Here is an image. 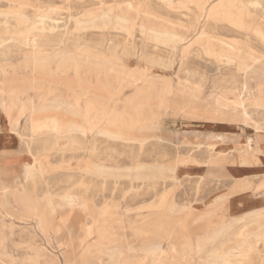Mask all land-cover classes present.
<instances>
[{"label": "rangeland", "instance_id": "rangeland-1", "mask_svg": "<svg viewBox=\"0 0 264 264\" xmlns=\"http://www.w3.org/2000/svg\"><path fill=\"white\" fill-rule=\"evenodd\" d=\"M195 1L0 0V133L11 135L9 145L25 157H17L26 162L24 171L18 165V185L67 220L49 240L25 223L13 225L1 253L21 257L27 252L21 241H30L53 249L63 264L64 246L56 241L68 238L74 250L96 254L92 264H264V147L258 142L264 128L255 130L264 126V42L209 16L219 0L202 8ZM233 3V11L250 13L246 21L264 25V0ZM150 30L168 34L156 39ZM245 64L251 66L241 69ZM165 89L169 107L158 126L150 118ZM88 98L94 100L86 118L105 116L102 127L108 117H120L127 121L120 130L149 141L69 130L87 124L70 110L85 112ZM50 99L59 103L57 113L46 106ZM241 99L249 124L237 106ZM53 114L57 123L48 120ZM201 127L223 129L213 149L198 146ZM234 137L240 141L227 145ZM242 165L245 176L237 174ZM218 168L234 174L219 177ZM245 190L252 205H227Z\"/></svg>", "mask_w": 264, "mask_h": 264}, {"label": "bare ground", "instance_id": "bare-ground-1", "mask_svg": "<svg viewBox=\"0 0 264 264\" xmlns=\"http://www.w3.org/2000/svg\"><path fill=\"white\" fill-rule=\"evenodd\" d=\"M120 1V0H119ZM209 0H196L195 1V4L196 6H200L201 8L204 7V4H206ZM47 3V2H46ZM211 3V2H210ZM239 3L241 4V2L239 1ZM244 3V2H243ZM253 3H256V1H253ZM94 4V3H93ZM236 4V3H235ZM233 3V0H219L217 3H213V5L211 4V7L209 8L208 10V15L211 16L212 18H215V17H218L222 20H226L228 21L229 23L235 25V26H238L240 27L241 29H243L244 31H246L247 33L250 32L252 33L254 36L258 37L260 40H262L264 42V30H263V27L264 26L263 24H258L256 23H253L251 21H246L244 19V16H248V14L250 13H247L244 11V9H240V8H237V10L233 11V8L235 7V5ZM159 5V4H158ZM247 5V4H245ZM257 5V4H256ZM254 5V6H256ZM92 6V5H91ZM162 6V5H161ZM210 6V5H209ZM238 6V5H237ZM258 6V5H257ZM244 8V7H243ZM195 11V10H194ZM203 11V10H202ZM39 14V13H38ZM202 14V13H201ZM76 15V14H75ZM39 17L42 21V15L39 14ZM53 20V19H52ZM54 22V21H53ZM120 22H123V20H121V18L119 17L117 19V23L120 24ZM197 22V21H196ZM263 22V21H262ZM69 23V22H68ZM210 23V22H209ZM27 29H30L32 23L30 21H27ZM20 27V26H19ZM36 28V27H35ZM53 28V27H52ZM189 29V28H188ZM210 31V30H209ZM98 33V32H97ZM131 33V32H130ZM150 33L152 36H154L156 39H159L160 36L162 34H168V33H163V32H160V31H155V30H150ZM246 33V34H247ZM135 34V33H134ZM6 35V34H5ZM19 35V34H18ZM29 35V33H28ZM27 35V37H28ZM101 36V35H100ZM37 37V36H35ZM202 37V36H201ZM206 37V36H205ZM251 37V36H250ZM26 38V37H25ZM29 38V37H28ZM72 38V37H71ZM127 38V37H126ZM27 40V39H26ZM25 40V41H26ZM32 40H34L32 38ZM36 44V43H35ZM155 44V43H154ZM30 45V44H29ZM34 45V44H32ZM40 45V44H39ZM52 45V44H51ZM27 46V45H26ZM35 46V45H34ZM49 47V45H48ZM52 47V46H51ZM205 48V47H204ZM154 49V48H153ZM203 49V48H202ZM113 50V49H112ZM208 53L211 54V55H221L222 52H218L216 50H212V49H207ZM234 53V52H233ZM208 54V55H209ZM236 54V53H235ZM254 56V55H253ZM32 58V57H31ZM44 58V57H42ZM231 58V57H230ZM233 58V57H232ZM253 60L255 61H258L259 58L258 57H252ZM226 60V58H225ZM154 61V60H153ZM168 61V60H167ZM228 61V60H227ZM217 62V61H216ZM264 62V61H262ZM261 62V63H262ZM23 64V63H22ZM62 63H58V66H61ZM260 65V64H259ZM251 64H245V65H242L240 66L241 69H245V68H248L250 67ZM4 69V68H2ZM13 69V68H12ZM6 70V69H5ZM251 70V69H250ZM108 72V71H107ZM251 72V71H250ZM8 74V73H7ZM96 76V75H95ZM222 77V76H221ZM232 77V76H231ZM111 79V78H110ZM102 80V79H101ZM22 81V80H21ZM24 81V80H23ZM23 81H22V84H23ZM32 81V80H31ZM25 82V81H24ZM244 83V84H243ZM243 84V87L245 89V91L248 93L249 90L248 89H252L250 86H249V82L246 81V82H242ZM242 86V85H241ZM69 87V86H68ZM103 87V86H102ZM79 89V88H78ZM77 89V90H78ZM88 89V88H87ZM185 89V88H184ZM181 90V89H180ZM80 91V90H79ZM83 91V90H82ZM175 92V91H174ZM184 92V91H183ZM86 93V92H85ZM90 93V92H89ZM170 94V91L165 89L161 94H159L156 98V102L154 103V106L156 107L157 109V112L156 114H154L153 116H151L150 120H157L158 122V126H159V120L162 119V110L163 109H167L169 106H168V101H169V98H168V95L167 94ZM194 93V92H193ZM106 94V93H105ZM186 94V93H185ZM196 94V93H195ZM10 95V94H9ZM100 95V94H99ZM174 95V94H173ZM184 95V94H183ZM194 95V94H193ZM192 95V96H193ZM98 96V95H97ZM155 96V97H156ZM189 96V94H188ZM249 96V95H248ZM176 97V96H175ZM180 97V95H179ZM182 97V96H181ZM195 97V96H194ZM28 98V97H27ZM102 98V97H101ZM239 98V97H238ZM184 99V98H183ZM193 99V98H192ZM93 98H88L87 99V102H86V108L87 110L84 111H80V109L76 108V109H73V110H70V112H74L76 113L78 116H81L83 117L84 119L86 118V114L88 113V111L90 110V104L93 103ZM189 100V99H188ZM187 100V101H188ZM238 100V99H237ZM172 101V100H171ZM149 102V101H148ZM147 102V103H148ZM177 102V101H176ZM229 102V101H228ZM152 103V104H153ZM1 104V103H0ZM30 104V103H29ZM181 104V102H180ZM227 104V103H226ZM31 105V104H30ZM40 105V104H39ZM143 103H139L137 104L138 106V109H140L142 107ZM147 105V104H146ZM150 105V104H149ZM198 105V104H196ZM205 105V104H204ZM222 107H225V103L224 104H218ZM229 105V103H228ZM6 108L8 109L9 112H11V110H13V107H14V102H7V105H5ZM46 106H48L49 108L53 109L55 113H57L58 111V106H59V103L54 100V99H50L48 100ZM237 106L241 109V115L243 116V122L245 124H249V120H250V111H248V109H246L245 107V104L243 102V100H239V102L237 103ZM153 107V106H152ZM176 107V106H175ZM4 107V109H6ZM199 108V107H198ZM209 108V107H208ZM215 108V107H214ZM20 109V108H19ZM32 109V108H31ZM179 109V108H178ZM235 109V108H234ZM37 110V109H36ZM189 110V109H188ZM19 111V110H18ZM38 111V110H37ZM184 111V109H183ZM203 111V110H202ZM209 111V110H208ZM21 113H24L25 111H21ZM53 112V111H52ZM112 112V111H111ZM191 112V111H190ZM195 112V111H194ZM264 112V111H263ZM185 113V112H184ZM193 113V112H192ZM199 113V112H198ZM187 114V113H186ZM189 114V113H188ZM194 114V113H193ZM192 114V115H193ZM196 114V113H195ZM205 114V113H204ZM207 114V112H206ZM205 114V115H206ZM215 114V113H214ZM111 115V114H110ZM17 116V115H16ZM207 116V115H206ZM28 117V116H27ZM50 118L48 119L49 122L51 123H57L58 122V119H57V116L56 115H51L49 116ZM202 117V116H201ZM204 117V116H203ZM208 117V116H207ZM254 117V116H253ZM257 117V116H256ZM19 118V117H18ZM94 118V119H93ZM108 122L106 121V125L105 126H102V127H99L98 124L99 122H102V120L105 119V116H101L100 118L96 115L93 116L89 119V118H86V122L87 124H75V125H69L68 128L69 130L71 131H77V132H81L83 134H87V133H91L93 132L92 130H95L97 134H100V135H103L104 137L105 136H113L115 137L116 139H121V140H124L125 138H128V140L131 142H137V144H140V145H143L144 141L147 139L146 136H136V135H129L127 134L126 132H124L123 130H120V127L122 128L123 127V124L125 122H127L125 119H120V117H116V116H110L108 117ZM200 118V117H199ZM16 122V121H15ZM105 123V122H104ZM17 124V123H15ZM128 124L129 126L131 125V127L135 126V121L133 122H128L126 123ZM16 126V125H15ZM57 126V125H55ZM111 126H116L117 129L115 131H112L109 129V127ZM219 126V125H218ZM52 128V127H51ZM114 128V127H113ZM264 126H260V125H255V130H259V129H263ZM220 129V128H219ZM222 129V128H221ZM15 130V129H14ZM223 130V129H222ZM8 134L4 135V134H1L0 133V146L2 147H7L10 143V140L12 139V136H9L10 138L7 137ZM19 138V137H18ZM112 140L114 138H111ZM109 140V139H108ZM27 141V140H26ZM149 141V139L147 140V142ZM146 142V141H145ZM146 142V143H147ZM250 140H248V144H249ZM25 144V143H24ZM23 144V145H24ZM201 146L202 144L199 143L198 146ZM251 145V144H250ZM22 146V145H21ZM215 143L210 141L206 144V148L208 149H213L215 147ZM26 147V146H25ZM142 147V146H141ZM31 148V147H30ZM21 149V148H20ZM21 154V153H20ZM186 158V157H185ZM184 158V159H185ZM16 161L17 158L15 159ZM139 160V159H138ZM136 160V161H138ZM182 160V159H181ZM24 161V160H23ZM20 162L19 164L21 165ZM139 162V161H138ZM179 162V160H178ZM188 163V161H187ZM180 165V164H179ZM183 165V164H182ZM40 170L42 171L43 170V166L40 164ZM116 166V165H115ZM133 166V165H132ZM169 166V165H168ZM119 167V166H118ZM112 168V167H111ZM115 168V167H114ZM157 168V167H156ZM154 168V169H156ZM170 168V167H168ZM109 169V168H107ZM112 170V169H111ZM121 170V169H120ZM157 170V169H156ZM247 170V169H246ZM99 171V169H98ZM119 171V169H118ZM175 171V170H174ZM103 172V171H102ZM173 172V171H172ZM158 173V172H157ZM135 174V172H134ZM140 174V173H138ZM238 174V173H237ZM122 175V174H121ZM143 175V174H142ZM136 176V175H135ZM150 180V179H149ZM144 182V181H143ZM113 183V182H112ZM27 187V186H26ZM116 187V186H115ZM28 188V187H27ZM31 191V190H30ZM37 195V194H36ZM38 196V195H37ZM4 199V198H3ZM31 199H32V211H33V214L34 216L38 219V229L40 230V232L42 234H44V236H46L47 240L50 239V235L51 233H55L57 234L59 231H60V225H59V220L62 219V217L58 214H55V213H52V211L50 210L49 208V205L44 203L41 205L38 204L37 206L34 204V199H33V196H31ZM112 200V199H111ZM107 201V200H106ZM110 201V200H109ZM71 203V202H70ZM106 203V202H105ZM72 205V203L70 204ZM81 206V205H80ZM79 206V207H80ZM104 206V205H103ZM175 206V205H174ZM97 207V206H96ZM105 207V206H104ZM111 207V206H110ZM118 207V206H117ZM107 208V206L105 207ZM100 209V208H99ZM102 209V208H101ZM100 209V210H101ZM108 209V208H107ZM191 209V208H190ZM47 210L52 214L53 217H55V220H56V224H53L52 222L49 221L48 219V215H47ZM193 210V209H192ZM0 211H1V214H0V243H1V246L4 245V241H5V232L8 231L9 233H11V229H12V226L14 225L11 221H10V212L9 210L1 205L0 206ZM109 212V211H108ZM70 213V212H69ZM106 214V212H105ZM151 214V213H150ZM57 215V216H56ZM115 215V214H113ZM119 216V215H118ZM231 217V216H230ZM54 219V218H53ZM94 219V218H93ZM88 221V220H87ZM97 222V221H96ZM118 222V221H117ZM117 222H115L117 224ZM90 224V222H89ZM87 223V226L85 227V230H87V232L89 231L90 229V225ZM95 228V227H94ZM163 229V228H161ZM97 230V229H96ZM110 231V230H109ZM92 232V231H91ZM90 232V233H91ZM33 233V232H32ZM67 233H68V236H71L70 235V230L68 229L67 230ZM12 234V233H11ZM98 234V233H97ZM259 235V234H258ZM86 238L82 237V238H79L78 239V244L79 245H83V243L85 242ZM21 242H26L27 244V252L25 255L21 256V257H17L13 254H10V253H1L0 252V264H61V261H60V258H59V255L56 254V252L53 250V249H49L48 247H45V246H42V245H34L32 244L30 241H21ZM56 244L58 247H62L64 246L62 249V255H63V264H92L93 263V259L92 258H95L96 254H85V253H81V251L79 250H74L73 249V245H74V241L71 240V239H66V240H63V241H56ZM90 245V244H89ZM89 248V247H88ZM90 248H92L90 246ZM246 250V249H245ZM88 251V250H87ZM86 252V251H85ZM98 252V251H97ZM96 252V253H97ZM104 253V252H103ZM102 255V254H101ZM105 255V254H104ZM113 255V254H112ZM119 257V256H118ZM230 258V257H229ZM102 260V258H101ZM117 260V259H116ZM159 260V259H158ZM107 261V260H106ZM110 262V260H109ZM163 262V261H162ZM105 263V262H104ZM111 263V262H110Z\"/></svg>", "mask_w": 264, "mask_h": 264}, {"label": "crops", "instance_id": "crops-1", "mask_svg": "<svg viewBox=\"0 0 264 264\" xmlns=\"http://www.w3.org/2000/svg\"><path fill=\"white\" fill-rule=\"evenodd\" d=\"M161 118H163V115ZM202 128L204 127L197 128L201 130H197V133H195V135L198 136L200 139V142H198L197 144L201 143L202 146L204 145L206 147V144L212 141L216 145V141H219L221 138H223L222 133L216 134L217 132H219L220 129L207 128L206 131H204ZM220 131L222 132V130ZM1 134L6 135L8 133L3 132ZM9 136L11 135H8L7 137L10 138ZM235 141H240V138L238 139L237 137H234V139L232 141H229L227 145L234 144ZM258 142L264 147L263 137L259 138ZM17 157H22V159L25 158L22 153H18L16 147L8 145L4 148L0 146V206L3 205L9 210L10 221L14 224V226H21L22 223H25V226L22 225L23 227H29L32 230L34 227V229H36L37 231L36 233L42 234L37 227L38 219L33 214L31 208L32 199L30 198V196H33L35 202L34 204L36 206L39 203L44 204V202L42 198H39V196L35 195L32 191H30V189L27 188V185H18V182H20V180L17 176V171L19 167L18 162L15 160ZM25 163L26 162L23 161V163H21L20 165L22 171H24L25 169ZM218 170H220V172L215 175L219 177L228 178L233 176L234 174L229 169L224 170L218 168ZM239 170L240 173H238V175L245 176L246 169L243 165L239 168ZM11 180H13V184H8ZM226 184L230 185L231 181ZM248 193L249 191L245 190L239 195L233 197L230 201H227V205L235 210L243 206L247 207L249 203H251L252 205L254 199L252 198V195L249 196ZM61 217L62 219L59 220L60 231L62 229V225L64 228H66L65 225L67 224L66 218L64 216ZM53 218V224H56L55 217ZM68 229L70 228L68 227ZM11 231V233L13 234V229H11Z\"/></svg>", "mask_w": 264, "mask_h": 264}]
</instances>
